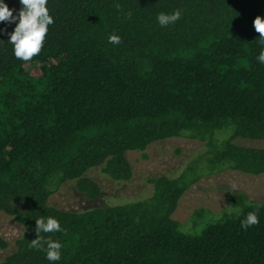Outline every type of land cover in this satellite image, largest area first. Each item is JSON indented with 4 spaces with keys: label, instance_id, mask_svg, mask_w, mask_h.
Segmentation results:
<instances>
[{
    "label": "trees",
    "instance_id": "obj_1",
    "mask_svg": "<svg viewBox=\"0 0 264 264\" xmlns=\"http://www.w3.org/2000/svg\"><path fill=\"white\" fill-rule=\"evenodd\" d=\"M48 7L55 23L32 61L17 60L0 34V212L22 225L0 264H50L29 247L41 216L64 229L40 234L64 245L57 264H264V202L228 191L219 213L198 207L185 225L173 218L204 176L264 173V147L236 143L264 140V64L256 59L264 45L253 28L264 0H49ZM176 9L180 20L157 23L159 12ZM111 34L119 45L108 43ZM172 137L204 149L174 175L151 178L149 196L82 211L49 204L66 181L98 197L90 169L129 180L127 152ZM253 210L259 224L245 231L240 222Z\"/></svg>",
    "mask_w": 264,
    "mask_h": 264
},
{
    "label": "rangeland",
    "instance_id": "obj_2",
    "mask_svg": "<svg viewBox=\"0 0 264 264\" xmlns=\"http://www.w3.org/2000/svg\"><path fill=\"white\" fill-rule=\"evenodd\" d=\"M236 143L264 147V140L237 138ZM203 149L202 142L185 137L156 141L143 151L127 152L133 171L129 180L111 179L103 172L102 166L92 168L86 175L100 186L101 194L98 197L89 198L76 187L75 181H66L52 192L49 204L66 211H82L99 205L142 199L152 192L151 178L174 175L185 160ZM228 191H241L253 201L264 202V173L252 175L227 169L204 176L183 194L173 218L185 225L193 210L198 207L219 213L227 206ZM21 233L22 225L11 215L0 212V238L6 242V247H0V259L16 247V240Z\"/></svg>",
    "mask_w": 264,
    "mask_h": 264
},
{
    "label": "clouds",
    "instance_id": "obj_3",
    "mask_svg": "<svg viewBox=\"0 0 264 264\" xmlns=\"http://www.w3.org/2000/svg\"><path fill=\"white\" fill-rule=\"evenodd\" d=\"M20 9L9 7L6 0H0V34L8 36L7 42L12 46L13 56L25 63L40 55L45 45V39L49 33V28L55 23L54 17L50 14L48 7L49 0H18ZM15 13V14H14ZM182 18V11L179 9L171 13L159 12L156 21L161 27L174 24ZM14 25L11 32L7 28ZM253 28L259 33V42L264 45V17L258 15L253 20ZM108 43L119 45L121 37L111 34L107 38ZM260 64H264V47H261L259 55L256 57ZM241 228H248L259 224L258 210L249 211L245 218L241 220ZM64 229L60 221L54 216H41L35 219V232L37 238L30 241L29 247L45 253V259L50 264H57L63 255L64 245L59 239L51 236L43 237L41 233H59Z\"/></svg>",
    "mask_w": 264,
    "mask_h": 264
}]
</instances>
